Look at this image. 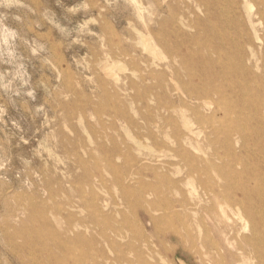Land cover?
I'll return each mask as SVG.
<instances>
[{
  "label": "rangeland",
  "instance_id": "obj_1",
  "mask_svg": "<svg viewBox=\"0 0 264 264\" xmlns=\"http://www.w3.org/2000/svg\"><path fill=\"white\" fill-rule=\"evenodd\" d=\"M229 4L0 0V264H50L51 255L64 253L61 240L74 233L87 236L92 225L84 203L92 190L99 202L106 200L111 209L116 206L130 217L137 216L138 208L158 216L151 207L153 195L147 193L141 207H136L138 195L124 196L106 162L110 158L123 172L136 168L124 162L127 151L147 157L145 163L169 165L171 173L181 169L184 174L186 154L220 165L229 162V144L238 150L242 141L227 114L212 105L200 108L197 117L191 110L195 101L181 104L184 90L206 81L200 69L205 57L225 62V72L238 68L236 51L226 38L233 29L216 12L229 11ZM171 45L191 54L189 64ZM218 67L211 82L227 89ZM169 107L176 110L172 115L178 128L161 120L150 130L147 119ZM137 179L132 182L138 186ZM182 186L185 191L196 188L200 209L211 205L197 179L188 177ZM161 189L175 192L165 185ZM215 206V225H241L234 208ZM115 218L120 216L115 213ZM141 225L151 228L148 219H141ZM26 237L29 248L23 246ZM215 239L224 242L222 235ZM207 256L202 262L180 250L176 255L160 252L157 259L160 264H212Z\"/></svg>",
  "mask_w": 264,
  "mask_h": 264
},
{
  "label": "bare ground",
  "instance_id": "obj_2",
  "mask_svg": "<svg viewBox=\"0 0 264 264\" xmlns=\"http://www.w3.org/2000/svg\"><path fill=\"white\" fill-rule=\"evenodd\" d=\"M229 3V11L216 9V12L224 26L233 29L232 33H226V38L236 51L238 68L225 72V62L205 57L200 69L202 80L206 81L202 86L184 90L181 104L186 99L195 101L196 106L191 110L197 117L200 108L219 107L217 109L227 114L230 127L239 134L242 145L237 150L230 143L231 159L222 165L203 157L182 155L188 162L184 174L181 169L171 173L169 165L145 163L147 157H136L131 151L125 153L124 162L129 166L136 165L135 169L123 172L112 164L111 158L106 160L124 196L138 195L136 207H141L144 196L147 193L153 195L151 207L160 214L154 216L148 209H135L134 205L132 209L137 216L130 217L116 206L111 209L106 200L99 202L92 190L89 200L84 203L89 208L86 221L92 225L87 226V236L74 233L61 240L59 243L64 253L59 257L51 255L49 260H53L49 261L50 264H160L158 253L176 255L180 250L199 256L202 262L208 255L206 262L212 264H231V261L236 264H264V0H229ZM171 47L176 56L189 64L190 53L180 52L177 45ZM229 59L233 65L232 58ZM216 67L224 71L221 81L227 89L211 82V77L217 74ZM173 112L176 110H171V107L159 110L155 117L147 119L148 128L159 127L158 122L163 120L165 125L170 124L177 129L179 125L174 121ZM181 119L191 134L193 129L187 116L182 114ZM199 119L201 123L206 121L204 117ZM185 138L187 142L192 141L191 137ZM176 139L178 144L182 143L181 139ZM180 149L183 150L181 146ZM188 177L199 181L211 205L200 209L202 197L196 194V188L192 186L185 191L182 183ZM136 178L138 186L136 181L132 182ZM163 185L176 194L168 193V190L165 193L161 189ZM215 204L234 208L241 225H215L219 218ZM115 213L120 219L115 218ZM141 219H148L151 228L142 226ZM112 221L117 225L110 224ZM43 225L48 226L46 221ZM221 235L224 242L215 239ZM25 239L23 246L29 248L30 238ZM164 239L174 245L167 244Z\"/></svg>",
  "mask_w": 264,
  "mask_h": 264
}]
</instances>
